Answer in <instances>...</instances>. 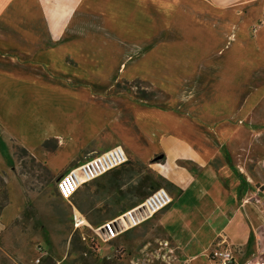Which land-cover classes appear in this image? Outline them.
<instances>
[{
	"label": "crops",
	"instance_id": "1",
	"mask_svg": "<svg viewBox=\"0 0 264 264\" xmlns=\"http://www.w3.org/2000/svg\"><path fill=\"white\" fill-rule=\"evenodd\" d=\"M136 80L161 99L111 92ZM261 130L264 0H0V234L37 195L18 148L59 178L121 147L173 198L130 231L153 239L140 253L212 264L225 243L264 264Z\"/></svg>",
	"mask_w": 264,
	"mask_h": 264
},
{
	"label": "rangeland",
	"instance_id": "2",
	"mask_svg": "<svg viewBox=\"0 0 264 264\" xmlns=\"http://www.w3.org/2000/svg\"><path fill=\"white\" fill-rule=\"evenodd\" d=\"M36 72L51 76L53 85L68 89L76 86L89 87L91 90L93 86L91 83L60 78L50 69L45 71L39 68ZM120 84V89L117 90L115 85L111 92L129 90L133 97L137 96L138 89L132 88L130 82ZM95 86L101 87L102 84ZM85 88L82 90L86 91ZM140 88L146 90L153 101L162 97L146 85H141ZM260 137L261 140L264 139V130H261ZM56 144L58 145V141L47 146L55 149ZM16 153L23 164V172L27 175L26 191L28 194L37 191V195L30 197L31 202L22 216L0 234V264H179L156 253L148 256L147 252L151 249L154 251V246L146 247L147 252L140 253V247L137 246L144 249L148 241L152 242L153 239L147 237L141 243L137 236L132 240L130 231L110 243L101 242L98 244L99 251L92 248V239L95 237L92 229L132 208V204L138 201L137 189L142 178H157L153 175L154 171L153 174L149 171L148 165L130 160L119 172L108 174L84 186L71 200L66 201L58 195L56 184L70 169L56 178L57 173L37 163L25 149L18 148ZM79 216L82 217L79 220L86 223L76 227V218ZM134 247L137 248L135 253ZM166 259L168 262L164 261Z\"/></svg>",
	"mask_w": 264,
	"mask_h": 264
},
{
	"label": "built area",
	"instance_id": "3",
	"mask_svg": "<svg viewBox=\"0 0 264 264\" xmlns=\"http://www.w3.org/2000/svg\"><path fill=\"white\" fill-rule=\"evenodd\" d=\"M128 160L126 152L121 147L95 155L63 175L56 184L57 193L63 200L69 201L82 187L124 166ZM172 203L173 198L165 189L153 191L137 206L92 229L95 235L92 245L99 251L98 244L101 242L110 243L125 233L141 227ZM79 219L82 217L76 218V227L82 221ZM209 259L212 264H237L236 250L225 243H220L210 251Z\"/></svg>",
	"mask_w": 264,
	"mask_h": 264
},
{
	"label": "trees",
	"instance_id": "4",
	"mask_svg": "<svg viewBox=\"0 0 264 264\" xmlns=\"http://www.w3.org/2000/svg\"><path fill=\"white\" fill-rule=\"evenodd\" d=\"M127 83V82H126ZM141 85H146V86H148L151 90H154V89H152L151 88V86L149 85V84H147V83H145L144 81H141V80H136V81H134V82H131L130 83V86L132 87V88H137L138 89V91L136 92V98H138V99H142V100H151V98L149 97V94L147 93V91L146 90H141L142 88H140V86ZM121 88V84L120 83H118L117 85H116V89L118 90V89H120ZM125 92H130L129 90H124ZM158 161V160H157ZM129 162H130V159L128 160V162L124 165V166H122V167H120V168H118V169H116V170H114V171H112L111 173H116V172H119L122 168H124L125 166H127L128 164H129ZM143 165H145V164H143ZM149 171H151L152 172V174L154 173L152 170H149ZM111 173H109V174H111ZM108 175V174H107ZM153 175H155L157 178H155V179H153V177L152 176H145L144 178H142L141 179V185L139 184V188L137 189V191H138V196H137V199H138V201L137 202H134L133 204H132V208L133 207H135V206H137L138 204H140L143 200H145L153 191H156V190H158V189H162L163 187H165V180L163 179V178H161V177H159V176H157V174L155 173V174H153ZM106 176V175H105ZM104 177V176H103ZM102 178V177H101ZM95 182V181H94ZM3 199L6 201V199H7V197H6V195L3 197ZM1 205H3L2 203H1ZM131 209V208H130ZM129 210V209H128ZM125 212V211H124ZM123 212H121L119 215H121ZM118 215V216H119ZM117 217V216H116ZM115 218V217H114ZM113 219V218H112ZM101 226V225H100ZM99 227V226H98ZM97 227V228H98ZM92 248H93V250H95L96 251V249H97V247L95 246V245H92Z\"/></svg>",
	"mask_w": 264,
	"mask_h": 264
},
{
	"label": "bare ground",
	"instance_id": "5",
	"mask_svg": "<svg viewBox=\"0 0 264 264\" xmlns=\"http://www.w3.org/2000/svg\"><path fill=\"white\" fill-rule=\"evenodd\" d=\"M85 224L84 221H81L78 225V227H80L81 225Z\"/></svg>",
	"mask_w": 264,
	"mask_h": 264
}]
</instances>
